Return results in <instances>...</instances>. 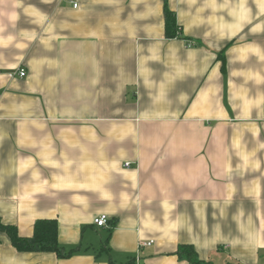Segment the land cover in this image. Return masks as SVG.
Listing matches in <instances>:
<instances>
[{
	"label": "crops",
	"instance_id": "crops-1",
	"mask_svg": "<svg viewBox=\"0 0 264 264\" xmlns=\"http://www.w3.org/2000/svg\"><path fill=\"white\" fill-rule=\"evenodd\" d=\"M165 2L0 0V218L74 250L0 264H264V0Z\"/></svg>",
	"mask_w": 264,
	"mask_h": 264
},
{
	"label": "trees",
	"instance_id": "trees-1",
	"mask_svg": "<svg viewBox=\"0 0 264 264\" xmlns=\"http://www.w3.org/2000/svg\"><path fill=\"white\" fill-rule=\"evenodd\" d=\"M166 31L167 36L177 35L179 26L176 21L175 12L169 9L167 0L165 2ZM0 231L7 234L11 244L19 251H52L59 257H67L74 250H66L58 240V223L55 218L38 219L34 224L33 234L31 236H21L15 225L6 224L0 218ZM179 255L187 258L193 264H213L212 261H202L199 259L195 248L192 245H181ZM225 264H242L237 262H228Z\"/></svg>",
	"mask_w": 264,
	"mask_h": 264
},
{
	"label": "built area",
	"instance_id": "built-area-1",
	"mask_svg": "<svg viewBox=\"0 0 264 264\" xmlns=\"http://www.w3.org/2000/svg\"><path fill=\"white\" fill-rule=\"evenodd\" d=\"M78 4H74V6H77ZM18 74L20 76H25L26 75V70L24 68H21L18 70ZM129 165V163H127ZM94 223L99 226V227H107L109 226V216L107 214H101L98 217L95 218ZM153 241L150 242H142L141 245H150L152 244Z\"/></svg>",
	"mask_w": 264,
	"mask_h": 264
}]
</instances>
